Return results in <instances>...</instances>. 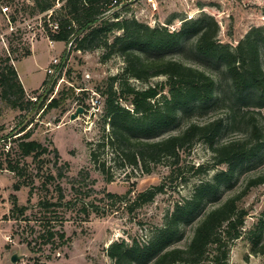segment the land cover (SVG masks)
<instances>
[{
    "label": "trees",
    "instance_id": "16d2710c",
    "mask_svg": "<svg viewBox=\"0 0 264 264\" xmlns=\"http://www.w3.org/2000/svg\"><path fill=\"white\" fill-rule=\"evenodd\" d=\"M114 1L64 0L55 8V0H32L34 10L48 15L47 18L43 16L48 40L64 42L69 44V50L79 52L102 47L103 60L114 55L122 58L121 71L109 76L100 89L105 96L102 133L95 143L87 142L91 162L111 179V166H106L107 159L101 157L108 149L107 154L122 169L150 173L158 164L164 163L169 168L167 176L180 177L179 183L184 184L186 181L180 172L182 154L189 152L196 142H202L212 152L213 165H225V168L195 183L187 196L175 202L163 224L150 229L145 238L113 241L105 249L106 254L112 264H199L204 258L212 264H226L228 245L241 235L247 215L238 202L251 187L264 184V172H261L250 177L239 192L223 197L231 188L237 170L254 157L264 143L262 127L253 115L255 111H240L233 105L238 103L244 109L264 108V27L250 28L232 47L219 41L218 22L206 12L197 17H182L176 29H170L166 24L150 26L134 17L101 20L110 6L123 0ZM11 20L14 21V17ZM50 23L56 24V29L53 30ZM112 31L120 33L109 41L108 35ZM29 54L26 50L16 60ZM10 60L8 55L0 56V101L20 111H27L29 106L27 112L36 114L40 111V115L60 104L61 94L51 97L48 102L46 94H41L35 101L24 100V88ZM157 76L165 78L144 88H137L130 82L131 79L148 82ZM54 82H49L46 76L41 87L46 86L45 92H51ZM218 101L230 103L226 116L203 122L189 121L178 126L194 110L207 108ZM121 102L129 103L131 107ZM243 120L246 127L243 137L219 139L225 128H234ZM26 127L27 124H23L8 135L0 136V141L7 137L17 140L19 158L30 156L32 162L40 163L51 154L56 161L57 175L61 176L57 149L29 139L30 132ZM20 160H8L4 166L0 161V170L7 169L17 177L11 186L13 191L28 186L27 201H30L35 190L33 174L28 170L29 165ZM208 170L203 164L194 169L196 173ZM39 171L37 169L36 173ZM42 173V187L46 189V183L55 179V174L49 169ZM164 190L165 182L162 181L137 191L129 203L130 209L152 201ZM106 195L111 199H125V195L110 192ZM59 197H62L61 193ZM9 199V212L22 215L27 205L18 204L15 193H11ZM40 203L45 208L59 206L49 199ZM190 226L191 237L180 245ZM55 234L59 239L63 238L62 232L46 229L40 235L41 243L54 244ZM250 251L264 253V241L259 233L252 234Z\"/></svg>",
    "mask_w": 264,
    "mask_h": 264
},
{
    "label": "rangeland",
    "instance_id": "374dc122",
    "mask_svg": "<svg viewBox=\"0 0 264 264\" xmlns=\"http://www.w3.org/2000/svg\"><path fill=\"white\" fill-rule=\"evenodd\" d=\"M63 2L55 0V8ZM4 5L8 6L5 12L1 8ZM203 12L212 15L218 22L219 41L232 47L250 28L264 27V0H123L116 6H110L101 20L134 17L150 26L166 24L168 28L176 29L182 17H197ZM43 16L48 17L46 12L40 13L33 9L32 0H0V56H10V63L25 87L24 100L35 101L41 94H46L48 102L53 96H63L58 106L41 115L40 111L36 114L34 111L27 112L29 106L27 111H20L0 101V136H6L27 124L29 139L37 140L49 148L55 147L59 154L57 165L62 166V174L58 176V168L54 167L56 161L51 154L40 163L32 162L30 156L19 158L17 140L7 137L0 141V161L3 166L8 160L21 159V162L29 165L28 170L33 174L35 186L30 201H27L28 186L13 191L11 186L17 177L7 169L0 170V211H4L0 218V264H112L105 251L111 242L145 238L150 229L163 224L175 202L187 196L195 183L211 177L225 165H213L210 149L204 143L196 142L189 152L182 154L180 172L186 183L181 184L180 177L167 176L169 168L164 163L158 164L150 173L140 169H122L107 154L109 150L105 149L106 154L101 157L107 159L106 166H111V179H107L106 174L91 162L87 142L95 143L100 138L105 101L100 89H103L109 76L121 71L122 58L114 55L103 60L102 47L79 52L69 50L68 44L64 42L51 45L45 35ZM11 17H14V21ZM119 33H109V41ZM26 50L31 54L16 60ZM54 56L60 59L61 66L50 75L45 68ZM46 76L49 82L55 81L52 91L48 93L40 91ZM164 78L157 76L148 82L131 79L130 82L137 88H144ZM95 93L101 98L100 111L91 118L86 112L71 118L79 106L89 108ZM121 103L131 107L129 103ZM228 104L218 101L207 108L194 110L178 126L189 121L203 122L224 117ZM233 105L239 107L240 111H255L253 115L257 116L264 134V108L244 109L238 103ZM244 123L243 120L234 128H225L219 139L243 137L246 133ZM107 130L108 126L105 125ZM199 164L209 170L196 173L194 169ZM191 166L193 169H190ZM37 169L39 173H36ZM46 169L55 174V179H50L44 189L42 172ZM261 172H264V143L258 153L237 170L231 188L225 191L223 197L239 192L250 177ZM162 181L165 182L163 192L156 194L152 201L131 206L130 209L129 203L137 191ZM57 186L59 189H56ZM107 192L125 195V199H111L107 197ZM11 193L16 194L18 204L27 205L22 215L9 212ZM60 193L62 197H59ZM44 199L55 201L59 206L45 208L40 203ZM238 205L247 211V215L241 235L228 245L226 264H264V253L250 251L252 234L259 233L264 241V184L251 187L240 198ZM46 229L62 232L63 238L59 239L58 234H55L54 244L41 243L40 235ZM191 235L192 226L186 228L180 245H184ZM13 253L18 255L15 262L10 260ZM206 262L212 264L206 258L199 264Z\"/></svg>",
    "mask_w": 264,
    "mask_h": 264
},
{
    "label": "built area",
    "instance_id": "2783aa9c",
    "mask_svg": "<svg viewBox=\"0 0 264 264\" xmlns=\"http://www.w3.org/2000/svg\"><path fill=\"white\" fill-rule=\"evenodd\" d=\"M114 2L115 1L113 0V3ZM1 8H2L3 12L8 10L7 5L1 6ZM51 27L54 30V29H56L57 25L53 24V25H51ZM49 42H51V45H52L53 41H49ZM68 46H69V44H68ZM60 66H61L60 59L58 57L54 56L51 59V62L45 68L46 73H49L50 75H52L58 71ZM45 90H46V86H43L42 88L40 87V91H45ZM94 95H95V98L91 101L89 108L87 109V108L83 107V113L82 114H84V112H86L88 118H91L94 114H96L97 112L100 111L101 98H100L99 94H97V93H95Z\"/></svg>",
    "mask_w": 264,
    "mask_h": 264
},
{
    "label": "water",
    "instance_id": "95a60500",
    "mask_svg": "<svg viewBox=\"0 0 264 264\" xmlns=\"http://www.w3.org/2000/svg\"><path fill=\"white\" fill-rule=\"evenodd\" d=\"M83 113V107L79 106L76 110V112L74 114L71 115V118H74L75 116L79 115ZM18 259V255L16 253H13L11 256H10V260L12 262H15L16 260Z\"/></svg>",
    "mask_w": 264,
    "mask_h": 264
},
{
    "label": "crops",
    "instance_id": "0c3cea01",
    "mask_svg": "<svg viewBox=\"0 0 264 264\" xmlns=\"http://www.w3.org/2000/svg\"><path fill=\"white\" fill-rule=\"evenodd\" d=\"M55 43V41H53V43H52V45ZM63 43V42H62ZM31 54V53H30ZM29 54V55H30ZM28 56V55H27ZM22 59V58H21ZM19 79H20V77H19ZM20 81H21V79H20ZM25 88V87H24ZM0 187H1V185H0ZM2 206V205H1ZM2 209H4L3 207H2ZM4 214V211L2 210V211H0V218H1V216ZM1 221V220H0Z\"/></svg>",
    "mask_w": 264,
    "mask_h": 264
}]
</instances>
